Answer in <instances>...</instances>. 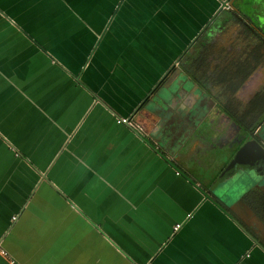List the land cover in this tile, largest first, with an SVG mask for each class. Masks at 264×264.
Masks as SVG:
<instances>
[{
    "label": "crops",
    "instance_id": "1",
    "mask_svg": "<svg viewBox=\"0 0 264 264\" xmlns=\"http://www.w3.org/2000/svg\"><path fill=\"white\" fill-rule=\"evenodd\" d=\"M243 2L0 0V264H264L189 163L238 172L230 118L138 110L206 24L212 68L239 50Z\"/></svg>",
    "mask_w": 264,
    "mask_h": 264
},
{
    "label": "flooded vegetation",
    "instance_id": "2",
    "mask_svg": "<svg viewBox=\"0 0 264 264\" xmlns=\"http://www.w3.org/2000/svg\"><path fill=\"white\" fill-rule=\"evenodd\" d=\"M236 12L239 11H231L232 17L237 15ZM247 19L249 20L247 17L245 21L238 20L242 25L239 50H233L234 53L231 51L224 64L212 68L210 53L211 37L222 25L208 27L191 49L181 54V58L177 59V66L167 73L145 105L148 106L149 101L169 88L176 95L175 103L179 104L176 112L180 116L173 110L172 115L185 120L184 125L190 122L191 131L197 128V133L211 132L212 118H218L221 114L230 118L228 133L234 136L232 143L237 142L239 145L237 153L242 154L239 174L247 169L248 174L253 178L261 177L262 181L260 189H252L241 198L253 214H244L240 207V215L244 217L238 216L259 242L264 244V228L262 230L255 220L258 218L264 227V33L251 22L248 24ZM237 94L240 96L238 101L235 98ZM203 110L204 113H201ZM230 113L234 115L231 116ZM199 123L207 124L200 128ZM232 145H229L230 148ZM236 175L238 176V172H234L229 181Z\"/></svg>",
    "mask_w": 264,
    "mask_h": 264
},
{
    "label": "rangeland",
    "instance_id": "3",
    "mask_svg": "<svg viewBox=\"0 0 264 264\" xmlns=\"http://www.w3.org/2000/svg\"><path fill=\"white\" fill-rule=\"evenodd\" d=\"M243 8L242 12L245 14L247 18V23L250 24V22L257 27V29H261L262 32L264 33V0H243ZM249 3V4H248ZM254 4V6H253ZM231 14V11H230ZM232 15V14H231ZM235 24H238L237 27L238 29H241V21L238 22V20L234 22ZM207 25V24H206ZM205 25V26H206ZM245 25V24H244ZM204 26V27H205ZM254 30L253 28H251ZM240 34V33H239ZM239 37V36H237ZM233 39V38H232ZM239 39V38H237ZM236 43V42H235ZM237 44V43H236ZM177 61V59H176ZM175 61V62H176ZM175 63H173L172 67L174 66ZM172 67L168 70L170 71ZM264 69V68H263ZM167 71V73H168ZM166 73V74H167ZM152 91V89H151ZM149 91V93L151 92ZM162 99H167L168 104H167V110L169 113L172 112V110H178V105L175 103V94L173 93L172 90L167 88V91H163L160 95H158ZM172 99V100H171ZM169 100H171L169 102ZM204 113V110L201 112ZM239 147V145L237 144ZM177 145L175 146V148ZM231 149L228 146H219L215 148L213 151H209L208 153H205L202 157L204 160L205 156L210 157L211 159V164L210 162H205L201 159L195 160L192 159L190 163V167L192 168L193 172L195 171V174L197 176L198 180H201L202 178H205L209 182V187L215 194L221 197L224 203H231L233 202L240 194V196L248 194L247 192L250 191V189L253 187V189L258 190L261 187V177L259 178L258 176H253L251 174H248L246 171L242 174H239L241 172L238 171V176L236 175L235 177L232 178V180L228 181L231 176H232V170H224L221 176V171H220V166L221 163L219 160L222 159L223 153L224 155L227 154V151ZM178 150V149H176ZM206 159V158H205ZM240 158L235 156V159L231 160L229 164V168H232L233 166L239 169V164ZM216 162V163H215ZM217 166H216V165ZM220 164V165H218ZM263 180V179H262ZM227 181V182H226ZM254 190V191H255Z\"/></svg>",
    "mask_w": 264,
    "mask_h": 264
},
{
    "label": "water",
    "instance_id": "4",
    "mask_svg": "<svg viewBox=\"0 0 264 264\" xmlns=\"http://www.w3.org/2000/svg\"><path fill=\"white\" fill-rule=\"evenodd\" d=\"M208 26V25H207ZM206 29V26L198 33V35L195 37V40H197V38L203 33V31ZM195 40H193V41H191V43H190V45H192L194 42H195ZM190 45H188L187 46V48L190 46ZM185 52H187V49H186V51ZM181 58V56L179 57V59ZM168 73H169V71H168ZM166 75L167 74H165L164 75V77L162 78V79H160V81L152 88V91L150 92V93H148V95L145 97V99L141 102V104L139 105V107H138V110L140 109V107H142L143 105H144V103L146 104V102L150 99V97L153 95V92L158 88V86L160 85V83L164 80V78L166 77ZM161 100H162V102H164L163 104L165 105V106H167V104H168V100L167 99H162V98H160ZM152 101V100H151ZM151 101H149L148 102V106H146L147 107V109L149 110V112H150V114H152L153 115V113L152 112H154V109H152L153 107H155V103H151ZM168 108V107H167ZM137 110V111H138ZM152 111V112H151ZM165 113H164V117L167 119V117H169L168 115H169V111L168 110H165L164 111ZM176 115H178V116H180V114H179V112H176ZM154 116V115H153ZM131 120V119H130ZM182 127V126H181ZM182 130V129H181ZM187 133H185V131L182 133V138H184V137H187ZM175 140V139H174ZM177 144H179V143H177ZM169 147L167 146V149H168ZM238 158H241L239 155H238ZM240 207H242L243 208V211H244V214H246V215H249V216H251L252 214H253V212L251 211V209L248 207V205L245 203V201L244 200H242V199H240L239 200V202L238 203H236V204H234L231 208H232V210H234V211H236L237 212V214L238 215H240L241 213H240ZM240 217H244L243 215H240ZM255 220L257 221V222H259V227H261V229L263 230V224L258 220V218H255ZM263 234H264V232H263ZM257 242H258V240H257ZM259 243V242H258Z\"/></svg>",
    "mask_w": 264,
    "mask_h": 264
},
{
    "label": "built area",
    "instance_id": "5",
    "mask_svg": "<svg viewBox=\"0 0 264 264\" xmlns=\"http://www.w3.org/2000/svg\"><path fill=\"white\" fill-rule=\"evenodd\" d=\"M119 122H121V123H125V124L130 123V121H129L127 118H125V119H121ZM179 227H180V225H177V226L175 227V230L179 229ZM0 253H3V251H0Z\"/></svg>",
    "mask_w": 264,
    "mask_h": 264
}]
</instances>
